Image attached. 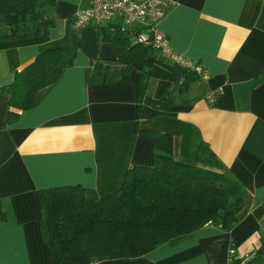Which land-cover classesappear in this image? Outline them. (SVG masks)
Instances as JSON below:
<instances>
[{"label":"crops","instance_id":"crops-1","mask_svg":"<svg viewBox=\"0 0 264 264\" xmlns=\"http://www.w3.org/2000/svg\"><path fill=\"white\" fill-rule=\"evenodd\" d=\"M87 3L55 0L37 36L0 42V264H50L39 231V191L117 192L130 167L152 165L149 133L170 135L174 159L185 163H192L185 143L192 151L205 143L239 186L244 206L230 231L206 225L144 256L97 264H228L230 247L233 264H264V0H172L157 30L206 79L195 76L182 90L185 79L173 80L174 65L153 50L141 99L139 71L121 76L114 43L99 36L104 27H74ZM69 23L79 37L72 66L38 93L34 107L10 109L16 118L8 124L1 88L41 51L59 48ZM97 64L105 80L93 83ZM218 88L208 103L206 92Z\"/></svg>","mask_w":264,"mask_h":264},{"label":"trees","instance_id":"trees-1","mask_svg":"<svg viewBox=\"0 0 264 264\" xmlns=\"http://www.w3.org/2000/svg\"><path fill=\"white\" fill-rule=\"evenodd\" d=\"M54 1L0 0V42L37 36L39 23L46 21V9ZM71 26L67 24L59 48L41 51L33 62L14 73L10 84L1 88L8 97V124L16 118L10 109L34 107L38 93L72 66L79 37ZM99 36L114 43L123 78L130 68L139 71L141 99L148 85V57L153 48L132 43L106 27L99 29ZM174 67L171 78L185 79L182 90L196 80L195 74ZM100 69L98 64L94 66L90 78L93 83L104 82L105 71ZM149 136L154 148L152 165L130 167L117 192L99 197L81 186L39 191V231L48 248L50 264H97L138 258L164 244L180 243L206 225L223 231L232 229L244 206L242 192L221 172L208 146L201 142L190 152L185 143L184 156L192 161L185 163L174 159L170 135ZM3 219L0 210V221Z\"/></svg>","mask_w":264,"mask_h":264},{"label":"built area","instance_id":"built-area-1","mask_svg":"<svg viewBox=\"0 0 264 264\" xmlns=\"http://www.w3.org/2000/svg\"><path fill=\"white\" fill-rule=\"evenodd\" d=\"M87 2L86 7L75 13L76 29L86 26L108 27L122 36L132 38L139 45L153 48L181 70L195 74L201 80L206 79L202 68L171 50L165 35L157 30V25L172 0H87ZM220 92V88L206 92L205 100L210 104L213 103ZM253 257H245L243 263L250 262ZM235 258V250L230 247L228 264H233Z\"/></svg>","mask_w":264,"mask_h":264},{"label":"rangeland","instance_id":"rangeland-1","mask_svg":"<svg viewBox=\"0 0 264 264\" xmlns=\"http://www.w3.org/2000/svg\"><path fill=\"white\" fill-rule=\"evenodd\" d=\"M188 150L191 152L192 151V146H189Z\"/></svg>","mask_w":264,"mask_h":264}]
</instances>
